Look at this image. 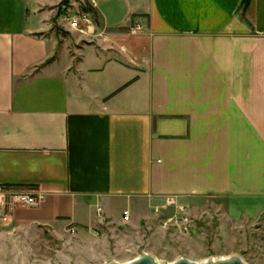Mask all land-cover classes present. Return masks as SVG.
<instances>
[{
    "label": "crops",
    "instance_id": "0c3cea01",
    "mask_svg": "<svg viewBox=\"0 0 264 264\" xmlns=\"http://www.w3.org/2000/svg\"><path fill=\"white\" fill-rule=\"evenodd\" d=\"M94 1L64 35L41 0H0V221L60 237L205 197L261 215L264 0Z\"/></svg>",
    "mask_w": 264,
    "mask_h": 264
},
{
    "label": "rangeland",
    "instance_id": "374dc122",
    "mask_svg": "<svg viewBox=\"0 0 264 264\" xmlns=\"http://www.w3.org/2000/svg\"><path fill=\"white\" fill-rule=\"evenodd\" d=\"M41 1L54 9L51 22L64 35L65 26L57 19L96 4L94 0ZM181 203L159 211L147 206L136 217L131 214L128 222L103 218L102 213L97 227L69 228L60 237L45 229L14 230L0 221V264H126L145 254L167 264L180 258L204 262L231 256L246 264H264V212L234 218L218 197ZM181 217L188 221L184 224Z\"/></svg>",
    "mask_w": 264,
    "mask_h": 264
},
{
    "label": "built area",
    "instance_id": "2783aa9c",
    "mask_svg": "<svg viewBox=\"0 0 264 264\" xmlns=\"http://www.w3.org/2000/svg\"><path fill=\"white\" fill-rule=\"evenodd\" d=\"M96 4H94L95 6ZM69 25L72 29L77 30L79 32H85L86 28L92 24V15L90 12L87 11H81L77 13H72L67 17ZM143 30V26L138 24L134 31H141ZM8 198V199H7ZM41 197L37 193H27L22 191H6L4 193V203L5 205L8 204H21V205H37L40 202ZM174 204L173 199H168L166 202V205L164 207L170 206ZM184 209V208H182ZM156 211H159L158 208H156ZM98 214L99 216L102 215V209L99 206L98 207ZM125 220L130 219V213L128 211H125L124 213ZM182 220L185 222L188 221L186 217H181ZM170 221L167 222L169 224Z\"/></svg>",
    "mask_w": 264,
    "mask_h": 264
},
{
    "label": "water",
    "instance_id": "95a60500",
    "mask_svg": "<svg viewBox=\"0 0 264 264\" xmlns=\"http://www.w3.org/2000/svg\"><path fill=\"white\" fill-rule=\"evenodd\" d=\"M251 0H243L244 8L247 9ZM106 264H121L116 261L108 262ZM126 264H167L158 261L155 257L149 254L139 256ZM169 264H246L239 256H231L222 259H213L204 262H197L188 258H180Z\"/></svg>",
    "mask_w": 264,
    "mask_h": 264
},
{
    "label": "trees",
    "instance_id": "16d2710c",
    "mask_svg": "<svg viewBox=\"0 0 264 264\" xmlns=\"http://www.w3.org/2000/svg\"><path fill=\"white\" fill-rule=\"evenodd\" d=\"M84 10L87 11V12L93 13L95 15V10H94L93 7H90V6L89 7H85ZM5 188L12 189L14 187L11 186V185H7V186H5ZM15 188H18V187H15Z\"/></svg>",
    "mask_w": 264,
    "mask_h": 264
}]
</instances>
